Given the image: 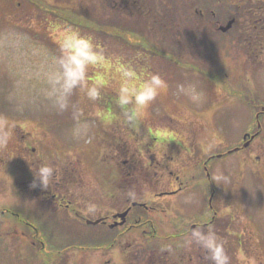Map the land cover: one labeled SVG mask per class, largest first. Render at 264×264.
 I'll use <instances>...</instances> for the list:
<instances>
[{
  "label": "rangeland",
  "instance_id": "rangeland-1",
  "mask_svg": "<svg viewBox=\"0 0 264 264\" xmlns=\"http://www.w3.org/2000/svg\"><path fill=\"white\" fill-rule=\"evenodd\" d=\"M154 1L41 0L40 7H35L32 4L28 6L27 3L22 6L23 0H0V119L10 123L13 120L19 121L29 131H34L35 128L39 130L40 122L47 123V127L50 125L48 122H55L57 125L42 129L41 132L49 133L44 138L45 142L52 145L53 149L56 148V151L60 149L61 154L74 152L75 155H79L81 148L88 145L92 147L91 155L95 150L98 152L91 130L113 123L120 116L124 124H130L124 115V109L117 103L118 90L124 82L120 66L129 65L141 74L159 73L167 81L168 88L161 92L141 118L132 123L137 129V139L133 147H137L139 152L144 151L147 143L152 141L154 152H166L176 157L169 159V163L172 168H179L186 174L185 179L189 184L213 183L218 190L219 206L224 208L220 213L225 214L228 206H231V210L238 209L239 206L246 208L243 212L247 219L242 222L238 218L236 225L230 227L233 234L242 231L246 233L241 248L237 236L234 235V241H230L233 248L237 246L228 252L230 262L241 264L238 255L244 253L252 264H264V145H254L244 150L247 156H243L242 151L232 156L215 157L206 162L210 155L225 153L237 144V140L241 141L238 139L239 127L248 122L257 124L253 104H264V64L259 65V68H248L242 57L241 40L236 34L232 37L220 36L214 26L210 36L206 37V42L201 47L194 48L197 57L192 58L196 60L189 58L193 53H189L179 43L181 49L176 52L180 54H176L174 59L163 57L154 48L152 51V46L148 43L132 41L128 42V46L124 44L127 43L124 38L113 41L110 37L101 36L94 28L85 25L88 23L85 19L78 14L76 16L79 11L85 14L92 11L95 18L109 19L121 8L126 11L124 19L130 17L144 26V21L153 15ZM177 1L182 8L191 0ZM212 6L219 9L222 5L216 1ZM46 7L54 9V13L51 15L44 12ZM221 14L225 17L228 9L225 12L220 10V16ZM65 15L71 16V20L62 17ZM50 17L52 26L49 29L39 28L43 24L47 25V18ZM89 25L92 26L91 23ZM69 30L90 36L106 59L89 68V82H100V97L93 101L82 91L76 90L69 99L68 108L59 111L46 95L45 78L47 73L56 68L55 59L60 55V42ZM35 31L42 35H37ZM157 45L170 47L168 43ZM138 46L141 47L139 51L127 49ZM185 61L200 62L202 65H209V69L203 68L204 72L192 70L184 65ZM176 63L179 66H175ZM189 86H195V100L187 93ZM258 88H262V91H257L260 90ZM77 127L86 130L80 135H74ZM152 132L160 135L158 140L152 139ZM167 132L172 137L170 141L162 137ZM262 138L264 141V134ZM106 151L100 149V156H106ZM191 153L198 156H186ZM205 165L211 178H208ZM141 167L139 164V168ZM87 168L83 180L77 178L78 181L75 182L79 186L76 188L78 193L75 199L80 202H76V210L82 211L87 202L98 200L97 188L93 186L98 184L97 162L94 164L89 159ZM192 174L196 177H191ZM13 184L15 185V181ZM9 185L10 191L0 194V207H8L12 211L23 210L29 213L28 218L35 216L42 204L33 198L29 190L17 192V185L15 188L10 183ZM85 185L89 187L85 188ZM235 185L243 190L238 199H233L235 205L228 202L220 204V196L228 197L229 188ZM8 213L4 214L6 224L0 225V232H22L24 228H29L25 223L16 224V215ZM31 231L32 229L27 230ZM66 233L60 232L58 236L73 241L71 235L66 236ZM24 241L27 244L33 242ZM66 251L68 257L70 256L69 264H86L83 248ZM99 259L101 264H105L103 258ZM48 262L49 260L47 264ZM244 264H248V261Z\"/></svg>",
  "mask_w": 264,
  "mask_h": 264
},
{
  "label": "flooded vegetation",
  "instance_id": "flooded-vegetation-1",
  "mask_svg": "<svg viewBox=\"0 0 264 264\" xmlns=\"http://www.w3.org/2000/svg\"><path fill=\"white\" fill-rule=\"evenodd\" d=\"M231 1L227 6L228 14L221 16L214 27L222 37L236 34L241 40L242 57L247 67L259 68L264 64V0ZM54 11L44 8V12L51 15ZM233 18L235 23L231 29H220L221 25ZM47 21V25L39 28L49 29L53 24L52 18H47ZM258 89L262 91V88ZM252 91L255 93V90ZM258 105L253 104L257 124L248 122L239 127L237 132L241 141L237 140V144L225 153L210 155L206 162L242 151L243 156H247L244 150L254 145H264V104ZM48 124L47 127V123L40 122V131L36 128L29 131L19 121L10 123L0 119V126L10 133L7 145L0 148V194L10 191V175L15 181L14 188L17 185V192L29 190L33 198L42 204L31 218L23 210L12 211L8 207H0V225L6 224L4 214L10 212L16 215V224L25 223L29 227L24 228L21 234L16 233L17 236L36 241L59 237L58 234L64 231L67 232L66 236L72 237L80 231L86 264H89V257L93 253L103 258L105 264H110L113 249H119L122 264H211L202 249L194 243H187L196 226L205 230L211 227L224 240L227 253L237 248H233L230 242L234 241V235L238 237L241 248L246 233L233 234L230 227L238 218L242 222L247 219L243 212L246 208L239 206L231 210V206H228L225 214L220 213L224 208L219 206L218 190L213 183L189 184L185 179L186 174L179 168H172L169 163V159L176 157L166 152H154L152 141L147 143L144 151L139 152L137 147H133L137 129L132 123L124 124L120 117L113 123L91 130L98 148V152L92 151L91 155L92 147L88 145L81 148L79 155L74 152L61 154L60 149H53L44 140L49 133L41 131L57 124ZM152 136V139L158 140L160 135L152 132ZM162 137L167 141L172 139L169 132ZM102 148L107 150L104 152L106 156H100L99 150ZM186 156L198 155L191 153ZM89 159L94 164L97 162L98 166V184L93 185L97 188L98 200L87 202L82 211L76 210V202H79L75 199L78 193L76 188L79 186L75 182L86 176ZM45 161L56 168V178L48 188L39 184L33 188L31 185L35 177L32 167L35 169ZM161 165L163 168H160ZM205 170L208 178H211L206 165ZM191 177L196 175L192 174ZM88 187L85 185V188ZM240 188L231 186L228 197L220 196V204L228 202L235 205L233 199H238L243 193ZM129 191L135 193V199L128 196ZM31 229V232H27ZM3 235L16 236L8 231L0 232V237Z\"/></svg>",
  "mask_w": 264,
  "mask_h": 264
},
{
  "label": "trees",
  "instance_id": "trees-1",
  "mask_svg": "<svg viewBox=\"0 0 264 264\" xmlns=\"http://www.w3.org/2000/svg\"><path fill=\"white\" fill-rule=\"evenodd\" d=\"M32 1L40 7L41 0ZM216 1L222 5L219 9L212 6V3L214 4ZM216 1L191 0L188 5L181 8L177 0H155L152 3L153 15L149 20L146 19L147 21H144V26L142 25L143 23L140 25L135 19L130 17L129 19H124L123 15L126 11L121 8H118V13L111 15L109 19L95 18V14L92 11H88L87 14L79 11L76 12V16L77 14L80 15V18L88 22L85 24L86 26L94 28L101 36L110 37L113 41H121L124 38L127 42L124 43L125 45L132 41H136L139 44L142 42L148 43L152 46L150 48L152 51L157 50L163 57L174 59H176V54H180L176 52L181 49V45H178L179 43L183 44V47L185 46L189 53H193L189 55L191 56L189 58H192L197 57V54L193 51L194 48L201 47L200 45L206 42V37H209L212 32L211 28L216 25L217 20L221 19L220 10L224 12L229 3L233 2L231 0ZM236 2L241 3L240 0ZM238 7L236 9H239ZM179 9L182 10L179 11ZM139 12H141L140 7ZM71 15L74 14L71 13ZM62 17L68 21L71 20V16L65 15ZM140 17L141 14L139 13ZM90 23L92 26L89 25ZM159 43H168L170 47L158 46L157 44ZM127 49L139 51L141 47H128ZM174 65L179 66L177 63ZM184 65L192 68V70H201L202 72H204L203 68L209 69V65H202L196 61H185ZM8 232L15 235L16 233L21 234L19 230L18 232ZM1 237L0 264H47V260H49L48 264H69L70 256L68 257L66 250L74 251L75 249H80L84 242L80 231L73 234V241L69 239L67 241L63 237H55L47 238L46 240H36L27 244L24 241L25 239L17 235L14 237L3 235Z\"/></svg>",
  "mask_w": 264,
  "mask_h": 264
},
{
  "label": "clouds",
  "instance_id": "clouds-1",
  "mask_svg": "<svg viewBox=\"0 0 264 264\" xmlns=\"http://www.w3.org/2000/svg\"><path fill=\"white\" fill-rule=\"evenodd\" d=\"M104 53L98 49L90 36L69 30L60 42V55L55 59L56 68L46 74V95L52 101L54 107L64 111L69 106V99L74 91H82L90 100L100 97V82H89V68L105 61ZM123 83L118 94L117 103L124 109V115L130 123H135L141 118L151 104L157 99L162 91L168 88L167 81L159 73H138L129 65H121ZM187 93L190 98L196 99L195 86H189ZM83 130L80 127L74 129V135H80ZM10 133L0 126V148L7 145ZM32 167V166H31ZM34 181L31 187L38 184L48 188L56 178V168L47 161L42 162L37 168H33ZM11 184L13 186V179ZM219 179V178H218ZM16 196V195H15ZM128 196L135 199V193L129 191ZM15 198V197H14ZM189 245L195 244L202 249L211 264H230V256L225 249L224 240L208 227L207 230L196 226L187 241ZM113 264H122L119 249L111 252ZM241 264L248 261L244 253L238 255ZM89 264H101L97 254L89 257Z\"/></svg>",
  "mask_w": 264,
  "mask_h": 264
},
{
  "label": "water",
  "instance_id": "water-1",
  "mask_svg": "<svg viewBox=\"0 0 264 264\" xmlns=\"http://www.w3.org/2000/svg\"><path fill=\"white\" fill-rule=\"evenodd\" d=\"M234 21H235L234 19L230 20L226 25L220 26V29L223 31L229 30L233 26ZM246 145H247V143H246Z\"/></svg>",
  "mask_w": 264,
  "mask_h": 264
}]
</instances>
